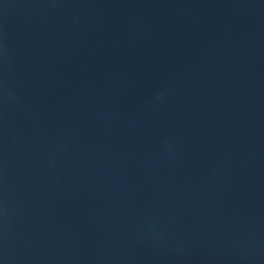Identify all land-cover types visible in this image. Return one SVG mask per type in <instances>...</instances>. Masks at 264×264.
<instances>
[{
    "label": "water",
    "instance_id": "obj_1",
    "mask_svg": "<svg viewBox=\"0 0 264 264\" xmlns=\"http://www.w3.org/2000/svg\"><path fill=\"white\" fill-rule=\"evenodd\" d=\"M0 264H264V0H0Z\"/></svg>",
    "mask_w": 264,
    "mask_h": 264
}]
</instances>
